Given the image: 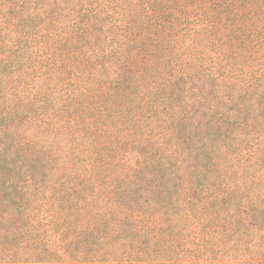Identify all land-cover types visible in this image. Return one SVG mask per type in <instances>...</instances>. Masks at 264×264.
<instances>
[{
	"label": "trees",
	"instance_id": "16d2710c",
	"mask_svg": "<svg viewBox=\"0 0 264 264\" xmlns=\"http://www.w3.org/2000/svg\"><path fill=\"white\" fill-rule=\"evenodd\" d=\"M0 264H264V0H0Z\"/></svg>",
	"mask_w": 264,
	"mask_h": 264
}]
</instances>
